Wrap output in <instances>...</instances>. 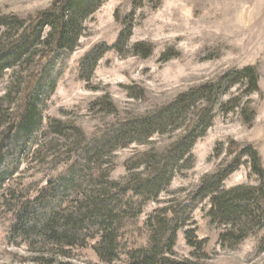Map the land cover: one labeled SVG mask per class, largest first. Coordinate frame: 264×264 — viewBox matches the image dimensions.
<instances>
[{"label": "rangeland", "instance_id": "rangeland-1", "mask_svg": "<svg viewBox=\"0 0 264 264\" xmlns=\"http://www.w3.org/2000/svg\"><path fill=\"white\" fill-rule=\"evenodd\" d=\"M56 1L0 0V18L15 16L27 22ZM124 18L127 25L122 23ZM127 26H131V32L126 31L127 43L113 48ZM3 29L0 26V32ZM138 43L150 47L151 54L138 55L134 50ZM100 44L106 49L92 73L83 74L82 60ZM61 59L62 66L56 68L61 74L55 88L44 96L39 126L25 139L26 146L16 159L18 170L4 188L21 192V201L32 200L48 186L69 178L72 166L84 162L83 149L95 138L139 121L196 88L218 85L226 75L251 67L259 91L246 94L247 81L242 80L220 93L213 102L211 124L202 135L197 134L186 162L173 170L155 198L144 200L136 218L130 214L123 222L122 254L112 264H135L128 251L146 247L158 223L176 218L173 208L187 218L170 259L193 264H264V225L253 228L231 247L220 240V233L230 225H220L208 216L211 196L196 194L205 176L230 161L225 156L230 141L240 148L254 145L264 165V0H104L84 21L74 51ZM23 65L6 70L0 82V99L10 108L11 121L21 117L28 86L38 74L36 62ZM10 92L11 98L6 99ZM230 101L233 103L226 108ZM203 103L188 110L187 121L200 114ZM248 106L256 116L251 124H244L241 109ZM57 125L62 126L59 131ZM187 126L168 127L148 140L104 153L100 168L110 173L102 180L122 186L133 174L143 173L140 177L146 178V156L167 155ZM90 167V172L99 169L94 163ZM258 182V176L250 175L249 164L244 163L223 185L230 190ZM72 200L64 198L63 207ZM13 218L0 199V264H107L95 253L93 243L74 246L65 257L58 254V248L18 238L10 232ZM148 220H152L151 228ZM186 232H191L189 238L195 244L204 243L192 246Z\"/></svg>", "mask_w": 264, "mask_h": 264}, {"label": "trees", "instance_id": "trees-1", "mask_svg": "<svg viewBox=\"0 0 264 264\" xmlns=\"http://www.w3.org/2000/svg\"><path fill=\"white\" fill-rule=\"evenodd\" d=\"M103 2L57 0L47 10L28 18L27 22L15 16L0 18V26H4L0 32V82L6 70L22 68L25 62H36L39 65L37 77L28 86L21 117L11 121L10 108L0 99V199L14 217L10 228L12 235L29 243L40 242L43 246L58 248V254L65 257H68V251L74 246L87 247L93 243L92 248L100 260L112 264L122 254L123 222L130 214L136 218L141 213L144 200L155 198L158 191L169 182L173 170L186 162L185 157L198 138L197 134L202 135L211 124L213 102L220 93L242 80L247 81L246 94L259 91V85L256 71L250 67L226 75L218 85H203L181 95L141 120L120 125L109 134L95 138L83 149L84 162L72 166L69 178L48 186L32 200L28 198L21 201V192L4 188V185L18 170L16 159L26 146L25 139L29 140L33 130L39 126L44 96L55 88L61 74V70L56 68L62 66V56L74 51L84 21ZM126 19H122L125 25ZM124 29L113 48H121L127 43L131 26ZM143 45L136 44L134 50L138 55L147 57L152 49ZM105 49L104 44L97 45L84 57L80 65L83 74L92 73L93 66ZM11 94L6 99H10ZM10 101H7L8 104ZM200 101L204 102L200 114L187 121L188 110ZM232 103L228 102L226 108ZM255 116V110L249 106L241 109L244 124H251ZM177 125H188L185 135L172 145L167 155L146 156V178L140 177L143 173L133 174L122 186H112L110 181L102 180L104 174L108 177L110 173V170L104 173L100 168L104 153L113 151L117 146L126 147L131 143L148 140L156 133H165L168 127H181ZM61 127L57 125V131ZM238 145L236 141L228 143L225 156L230 161L215 174L205 176L196 193L200 198L211 196L212 208L208 216L214 222L230 225V229L220 233V240L227 241L231 247L244 240L253 228L264 225L262 156L252 144L242 148ZM244 157L247 159L243 160ZM93 163L99 169L90 172ZM244 163L249 164L250 175L258 176V184L239 185L225 190V179ZM69 197H73L72 204L63 207L61 201ZM134 198L143 200L136 203ZM171 211L176 218L158 223L146 247L128 251V257L135 264H193L173 260L168 256L174 253L177 233L187 218L176 208ZM147 226H153L152 220L147 221ZM190 234L186 232L188 239ZM193 241L190 239L189 243L197 247L204 243L200 241L195 244Z\"/></svg>", "mask_w": 264, "mask_h": 264}]
</instances>
